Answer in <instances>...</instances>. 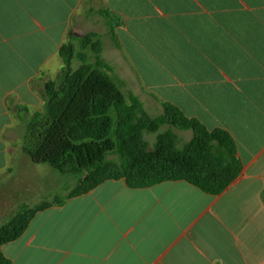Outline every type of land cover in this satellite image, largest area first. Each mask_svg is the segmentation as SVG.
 Instances as JSON below:
<instances>
[{
  "label": "crops",
  "instance_id": "1",
  "mask_svg": "<svg viewBox=\"0 0 264 264\" xmlns=\"http://www.w3.org/2000/svg\"><path fill=\"white\" fill-rule=\"evenodd\" d=\"M91 2L0 0V173L7 140L45 104L37 84L57 71L61 47L88 33L101 35L104 60L113 53L151 116L170 103L228 131L242 173L218 196L183 181L106 182L38 213L4 255L12 264H264V0H103L105 35L81 29L93 26ZM100 11L114 17L120 47Z\"/></svg>",
  "mask_w": 264,
  "mask_h": 264
},
{
  "label": "trees",
  "instance_id": "2",
  "mask_svg": "<svg viewBox=\"0 0 264 264\" xmlns=\"http://www.w3.org/2000/svg\"><path fill=\"white\" fill-rule=\"evenodd\" d=\"M115 35L114 17L100 11ZM79 43V49L74 44ZM101 35L71 37L60 49L64 67L57 82L45 85V113L25 123L23 151L36 165L59 173H75L77 185L64 196L36 206H23L0 227V264H12L3 247L20 239L38 213L63 207L109 181H124L141 190L167 182H186L210 196L222 194L242 173L232 135L209 130L198 119L163 103V113L151 116L126 83L103 58ZM78 59L81 65L73 68ZM20 117L30 115L18 109ZM176 131L192 132L179 148ZM156 134L151 148L146 136Z\"/></svg>",
  "mask_w": 264,
  "mask_h": 264
},
{
  "label": "rangeland",
  "instance_id": "3",
  "mask_svg": "<svg viewBox=\"0 0 264 264\" xmlns=\"http://www.w3.org/2000/svg\"><path fill=\"white\" fill-rule=\"evenodd\" d=\"M90 6H93V9L95 10V12H93V14L91 13L89 16L90 22L93 26H82V31L91 28L92 30L105 35L107 26L102 22L103 19H101L96 12L98 8L101 9L103 7V0H93ZM85 10H88V8L86 7ZM74 44L76 45V48L79 49L78 41H75ZM103 47L110 51V48L109 46H106V43L103 44ZM112 54L113 53L110 52L108 56H105V60L112 68L118 69L120 64H114V62L110 60ZM80 65L81 62L78 59H75L73 62V68L77 69ZM63 67V61L60 59L59 64L56 66L57 71L50 73L45 80L37 84L36 88H42L40 89L41 92H39V94H43L44 100L46 83L57 82ZM129 91H131L130 88L126 86V95ZM9 105L15 108V103L12 104L11 102ZM45 105L46 102L40 113H45ZM150 109L156 114V111L152 108ZM13 111H16V109ZM12 115L15 116L19 122H22L16 113ZM18 131L22 130L18 129ZM20 133L21 132H18V137L15 140H7L9 162L7 169L0 173V227L9 221L21 207L30 205L33 207L44 201L51 202L55 196H64L69 189H73L77 185L78 176L75 173H59L47 165L34 164L30 157L23 151L25 143L23 138L24 133L23 135ZM177 133L179 132L177 131ZM146 138L149 141L151 148H153L156 141V134L147 135ZM189 139V135L185 133L182 134L179 148H183L189 142Z\"/></svg>",
  "mask_w": 264,
  "mask_h": 264
},
{
  "label": "water",
  "instance_id": "4",
  "mask_svg": "<svg viewBox=\"0 0 264 264\" xmlns=\"http://www.w3.org/2000/svg\"><path fill=\"white\" fill-rule=\"evenodd\" d=\"M74 36H76V37H84V35H77V34H74Z\"/></svg>",
  "mask_w": 264,
  "mask_h": 264
}]
</instances>
